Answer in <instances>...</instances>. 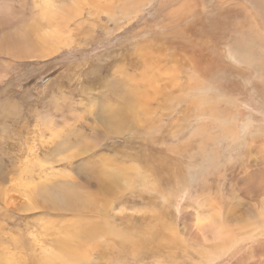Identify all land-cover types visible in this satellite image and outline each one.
<instances>
[{"label":"rangeland","instance_id":"374dc122","mask_svg":"<svg viewBox=\"0 0 264 264\" xmlns=\"http://www.w3.org/2000/svg\"><path fill=\"white\" fill-rule=\"evenodd\" d=\"M42 1L0 0V253L37 264L80 231L77 264H264V53H233L242 25L264 36V4L100 0L66 30Z\"/></svg>","mask_w":264,"mask_h":264},{"label":"bare ground","instance_id":"6f19581e","mask_svg":"<svg viewBox=\"0 0 264 264\" xmlns=\"http://www.w3.org/2000/svg\"><path fill=\"white\" fill-rule=\"evenodd\" d=\"M49 1V0H48ZM48 1L47 0H43L42 1V6L40 7L41 8V13H40V11L38 12H36V13H40V15H39V17L41 18V19H43V20H45V21H47L49 24H50V22L51 23H53L52 21H54V20H58L59 21V23L61 24V25H58V23H55L57 26H61V29H66V27H68V26H66L67 25V23L68 22H70V21H72L73 19H75V18H77L78 16H79V12L81 13L82 12V9H83V5H87L88 6V8H89V10H94V11H96L99 7H100V5H99V3H100V0H65V1H63V2H60L61 4L62 3H64V2H69V8H66V9H64L63 7H58V5L56 4V3H54V4H52V3H48ZM218 1V0H217ZM263 4H264V0H260ZM260 2V4L262 5V3ZM217 3V2H216ZM221 3V2H220ZM40 4V3H39ZM59 4V3H58ZM60 4V5H61ZM264 6V5H263ZM39 8V7H38ZM263 10H264V8H263ZM61 11H64V12H66V13H61ZM82 14V13H81ZM38 17V18H39ZM12 20V19H11ZM10 20V21H11ZM9 21V22H10ZM58 21H55V22H58ZM1 23V22H0ZM41 24V23H40ZM54 24V25H55ZM53 25V24H52ZM52 25H51V27H52ZM50 26V25H49ZM246 26H248L249 28L247 29V27H243V25H242V28H240L239 29V31H237L236 33L235 32H233V34H240L241 32H242V34L245 36V38L243 37H241L242 39H245V42H247V44H241V42H239L240 40H242V39H240L238 42H237V38L233 41V45H235L234 46V49H233V53H235L236 55L238 54V55H240V57L242 56L241 54L243 53V52H246V51H248V54H249V56H252V61H254L255 60V57H257L258 56V53L260 54L261 52H263L264 53V36L262 37V36H260L259 34L257 35L256 33H257V28L258 27H255V26H253V27H250L249 25H246ZM3 27V26H2ZM24 26H21V27H19V28H23ZM25 28V27H24ZM55 28V27H54ZM57 29V28H56ZM59 29V28H58ZM68 29V28H67ZM66 29V30H67ZM186 30L188 29V28H185ZM60 30V29H59ZM182 30H184V29H182ZM185 30V32H187ZM19 31V30H18ZM17 31V32H18ZM28 31V30H27ZM43 31V30H42ZM48 31V30H47ZM46 31V32H47ZM52 31V32H51ZM49 33V35H47L46 34V36L44 35L43 37H40L39 36V40H40V42H43V41H45L46 39L48 40L49 39V42H48V44H49V46H47L48 48H49V50L51 49V50H53V46H56V43H57V40H56V38H57V33L59 32L60 33V31H57V33H56V31H53V30H51ZM62 32V31H61ZM189 32V31H188ZM259 32V31H258ZM29 33V32H28ZM58 33V34H59ZM204 33V32H203ZM206 33V32H205ZM25 35H27L26 33H24ZM179 34V33H178ZM183 34V33H182ZM13 36V35H12ZM24 35H22V34H20L19 33V35H16L15 34V38H19L18 40H19V42H18V44H21L22 43V45H23V43H26V42H24L25 40H27V39H25L23 42L21 41L22 39L21 38H24L23 37ZM61 36V35H60ZM179 36V35H178ZM177 36V37H178ZM28 37H30V36H28ZM27 37V38H28ZM234 37H236L235 35H233V38ZM238 37H240V36H238ZM60 38V37H59ZM62 38V37H61ZM179 38V37H178ZM180 38H182V37H180ZM28 40H30V38L28 39ZM46 40V41H47ZM51 40V41H50ZM201 41V40H200ZM243 41V40H242ZM55 42V43H54ZM188 42V41H187ZM196 42V41H195ZM6 43V42H5ZM27 43H29V42H27ZM27 43H26V45H27ZM189 43V42H188ZM187 43V44H188ZM8 44V43H7ZM189 44H191V40H190V43ZM195 44V43H194ZM201 44H202V42H201ZM57 45H59L58 43H57ZM24 46V45H23ZM191 46V45H190ZM207 46H208V44H207ZM245 48L246 47V50L245 49H243V47ZM18 47V46H17ZM189 47V46H188ZM199 47V46H198ZM215 47V46H214ZM255 49H257V50H260L261 52H258V51H256V50H254V48ZM4 48V47H3ZM3 48L0 50V52H2V53H5L6 51L5 50H3ZM56 48V47H55ZM184 48V47H183ZM194 47H192V49H193ZM208 48V47H207ZM217 48V47H216ZM6 49V48H5ZM41 50H43V49H45V48H40ZM35 50V51H33L34 53L36 52V51H39V52H44V50L43 51H41V50ZM189 50L191 49V48H188ZM188 49H187V51H188ZM196 49V47L194 48V50ZM47 48L45 49V51L46 52H48L49 51ZM17 51V50H16ZM28 51H32V50H28ZM28 51L26 52L27 54H28ZM186 51V50H185ZM186 51V52H187ZM193 51V50H192ZM192 51H190L191 53H192ZM38 52V53H39ZM195 52H196V50H195ZM194 52V53H195ZM240 52H242L241 54H240ZM8 53H12V52H8ZM37 53V52H36ZM158 53H161V52H158ZM201 53V52H200ZM40 54V53H39ZM39 54H36L37 56H41V55H39ZM47 54V53H46ZM181 54V53H180ZM198 54V53H197ZM191 55V54H190ZM196 55V54H195ZM261 55V54H260ZM42 56H44V55H42ZM170 56V55H169ZM183 56V55H182ZM199 56V55H198ZM32 57V56H31ZM192 57V56H191ZM195 57V56H194ZM201 57V56H200ZM199 57V59H201ZM262 60V62H261V66L260 65H258V70H259V72L261 73V74H263L262 76H263V78H264V59L262 58V55H261V57H260ZM189 59V58H188ZM191 59V58H190ZM245 59H247V58H245ZM244 59V60H245ZM185 60V59H184ZM187 60V59H186ZM194 60H196V59H194ZM233 60L234 61H238V62H241L240 60H238L237 58H235L234 56H233ZM163 61V60H162ZM201 61V60H200ZM246 61V60H245ZM260 61V60H259ZM193 62V61H192ZM195 62V61H194ZM197 62V61H196ZM250 62V61H249ZM206 63V62H205ZM204 63V64H205ZM175 64V63H174ZM207 65V64H206ZM209 65V64H208ZM211 65V64H210ZM197 66H199L198 64H197ZM197 66H196V68L194 69V70H196L197 71ZM202 65H200V67H201ZM257 66V65H256ZM164 67V66H163ZM204 69V68H203ZM199 70V69H198ZM205 70V69H204ZM252 70V69H251ZM170 72V71H169ZM201 72H203L202 70H201ZM200 71H199V73L198 74H200L201 73ZM119 73V72H118ZM116 74H117V72H116ZM201 75V74H200ZM205 78V77H204ZM189 80V79H188ZM263 84H264V82H263ZM189 86V85H188ZM261 87V86H260ZM253 88V87H252ZM129 89V88H128ZM128 89H126V87L125 88H122V90H124V92H122L123 93V95L124 96H129L130 95V90H128ZM261 89H262V87H261ZM163 90V89H162ZM161 90V91H162ZM254 91V90H253ZM251 93H253V92H251ZM263 102V101H262ZM114 106V105H113ZM109 109H107V116L106 117H104V112H99V113H97V114H95L96 116H97V118H98V120L100 121V119H107V122H109V126H111L112 128H114L116 131H118L117 129H119V128H121V127H123V126H125L128 122H129V114L126 112L127 111V106H125V107H123V108H118V107H108ZM264 110V109H263ZM228 113V112H227ZM214 115V114H213ZM90 116H91V114H90ZM230 116V115H229ZM102 123V122H101ZM115 135V134H114ZM131 168V167H130ZM112 169V168H111ZM119 169V168H118ZM107 170V169H106ZM106 170H102L103 172L101 173V177H104V179H107V180H110V182H118V180L121 178V177H118L114 172H109V171H106ZM110 170V169H109ZM122 174H123V171H122ZM120 176H122V175H120ZM135 176H137V175H135ZM65 177V176H64ZM67 179V178H66ZM102 179V178H101ZM252 180V179H251ZM104 181V180H103ZM18 183V182H17ZM264 183V182H263ZM121 185H123V184H121ZM264 185V184H263ZM100 186H101V184H100ZM118 186H120V185H118ZM129 186V185H128ZM125 187H126V185H125ZM120 188V187H119ZM35 189V188H34ZM124 189V188H123ZM122 190V189H121ZM78 191V190H77ZM109 191V190H108ZM49 193H51V192H49ZM255 193V192H254ZM256 193H257V191H256ZM110 195V194H109ZM257 195V194H256ZM258 196V195H257ZM256 196V197H257ZM259 197V196H258ZM91 198V197H90ZM258 199V198H257ZM263 199V198H262ZM30 200V199H29ZM61 201H62V197H61V199H60ZM64 201V200H63ZM62 201V202H63ZM251 201H254V200H252L251 199ZM261 201V200H260ZM263 201V200H262ZM234 202V201H233ZM29 203V202H28ZM62 204V203H61ZM33 205V204H32ZM64 205H66V204H64ZM256 205H258V204H256ZM260 205V204H259ZM52 206V205H51ZM50 206V207H51ZM252 206V205H251ZM253 207H254V205H253ZM253 207H251L252 209H253ZM256 207V206H255ZM240 208V207H239ZM238 208V209H239ZM229 209V208H228ZM233 209V208H232ZM50 210V209H49ZM224 210V209H223ZM256 210V209H255ZM236 211L238 212V211H240V209L239 210H237L236 209ZM235 211V212H236ZM250 211V210H249ZM257 211V210H256ZM234 212V211H233ZM233 212L232 211H230V210H228L227 212H223L224 213V215L226 214V220L228 219V218H230V217H232V216H236L237 215V213H236V215L234 214L233 215ZM259 212V213H258ZM257 213L259 214V217L260 218H262L263 219V225H264V201L262 202V205H261V209H260V211H258ZM251 213V212H250ZM256 214V213H255ZM221 215V214H220ZM257 215V214H256ZM239 216V215H238ZM238 216H236V219H237V217ZM248 217V218H247ZM246 218L247 219H250V221H252L251 219H256V218H254V216L252 215V214H248V216H247ZM257 217V216H256ZM235 218V217H234ZM239 218V217H238ZM244 219V218H243ZM223 220H225V219H223ZM256 220H258V219H256ZM204 221H206V222H208L209 223V226H208V228L209 229H214V228H217L216 227V225L213 227V223H214V220H213V217L212 216H208V215H206L205 214V220ZM237 221V220H236ZM239 221H240V219H239ZM245 221V220H244ZM259 221V220H258ZM258 221H254V224H259L260 223V221H259V223H258ZM206 222L204 223V224H206ZM241 222V221H240ZM237 223V222H236ZM250 223V222H249ZM93 225H96V224H91L90 226H88V227H91L92 228V230H93ZM237 225V224H236ZM247 225V224H246ZM262 224L260 223V225L259 226H261ZM262 225V226H263ZM205 226V225H204ZM241 226V225H240ZM253 226V225H252ZM252 226H250V227H252ZM256 226V225H255ZM244 227V229H245V227L246 226H243ZM80 228V227H79ZM258 228V227H257ZM81 229V228H80ZM98 226L96 227V230L98 231ZM102 229H104V228H102ZM234 229V228H233ZM87 230V229H86ZM85 230V231H86ZM91 230V231H92ZM95 230V229H94ZM100 230V229H99ZM87 231H89L90 233H91V231H90V229L89 230H87ZM86 231V232H87ZM96 231V232H97ZM101 231V230H100ZM76 232V231H75ZM74 232V233H75ZM86 232H84L85 234H86ZM76 233H78V235H74V237H75V241H71V238L70 237H68V242H66L65 241V239L66 238H62L61 239V244H62V246H60V252H58V251H49V252H47V250H45L47 253H45L44 255L42 254L40 257H38V259H37V261H36V263L37 264H77L76 262H78V263H83V262H85V263H88L90 260L89 259H87V258H89V257H87L82 251H81V248H79V245L81 244V243H84V245H85V243H86V238L83 236V234H82V232H76ZM63 234V233H62ZM84 234V235H85ZM88 234V233H87ZM86 234V236L88 237V235ZM104 234V233H103ZM200 235H201V233H199ZM64 235V234H63ZM100 235V234H99ZM60 236V235H59ZM91 236H92V234H91ZM116 236V235H115ZM64 237V236H63ZM95 237V236H94ZM101 238V237H100ZM92 240V239H91ZM95 240V239H94ZM101 240V239H100ZM104 240V239H103ZM93 241V240H92ZM102 241V240H101ZM100 241V242H101ZM15 242V241H14ZM90 242V243H89ZM99 242V241H98ZM117 242V241H116ZM51 243V242H50ZM87 243H89V244H91V246H90V248L91 247H93V245H92V242L90 241V239L87 241ZM94 244H96V243H94ZM98 245L96 246V248H95V251H98V250H100V248H102V246H104L102 243L100 244V243H97ZM39 245V244H38ZM82 245V244H81ZM83 245V246H84ZM132 245V244H131ZM35 246V245H34ZM55 247V246H54ZM57 247H58V244H57ZM57 247H55V248H57ZM50 248V247H49ZM137 248H138V246H137ZM28 249V248H27ZM54 250V249H53ZM59 250V249H58ZM81 251V253H80V251ZM91 250H94V249H91ZM82 255V254H84L83 256H82V258H81V256L80 255ZM80 256V259L78 258ZM87 257V258H86ZM16 258V257H15ZM12 255H10V253L8 254V253H6V251H4L3 253H0V264H20V262H22V261H20L19 262V260L17 261L16 259H15ZM86 258V259H85ZM114 258V257H113ZM69 259H74V262L72 261V260H69ZM110 259V258H109ZM76 261V262H75ZM39 262V263H38ZM23 263V262H22ZM84 263V264H85Z\"/></svg>","mask_w":264,"mask_h":264}]
</instances>
